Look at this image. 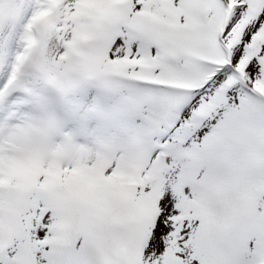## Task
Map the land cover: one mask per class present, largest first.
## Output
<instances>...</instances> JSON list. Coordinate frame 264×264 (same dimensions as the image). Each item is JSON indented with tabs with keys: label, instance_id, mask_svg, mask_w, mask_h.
<instances>
[{
	"label": "rangeland",
	"instance_id": "374dc122",
	"mask_svg": "<svg viewBox=\"0 0 264 264\" xmlns=\"http://www.w3.org/2000/svg\"><path fill=\"white\" fill-rule=\"evenodd\" d=\"M186 1L130 0L128 12L138 20L140 13L147 10L150 23L159 21L163 24L171 11H177L178 24L185 26ZM79 2L80 0H65L56 10L51 22L42 27L43 41L36 60L30 67L32 71L29 70L30 73L18 81L8 83L7 70L20 43L26 38L28 26L34 20L32 17L40 13L44 5L43 0H0V226L7 211L19 207L16 204L24 181L18 178V174L32 148L27 134L34 124L38 129L43 125L40 111H36V108L42 105L50 92L57 90L64 96L68 87L62 80L68 73V57L74 52L73 37L78 28L72 16L78 9ZM261 13H264V0L256 3L254 18ZM240 30V39L234 46L232 55L242 44H250L242 40V36L248 34L245 27ZM142 40L160 48L154 40L144 35L137 37L132 29L124 28L114 39L105 61L116 65L126 60L129 64L127 68L135 69L140 57L131 53L135 52ZM150 54L153 64L161 62L167 65L175 60L161 56L164 61L157 59L156 47L150 49ZM259 56L264 62V43L260 47ZM98 81H92L87 86L78 85L73 89L68 97L66 114L60 121V128L45 139L47 157L42 175L35 177L31 202L17 211L22 238L9 255V259L15 261V264H84L87 248L80 249V244L76 242L65 248L64 254L58 255L59 251L54 244L59 205L67 192L64 186H73L75 178L92 171L101 172L105 177L103 166L112 155L115 142L119 143L127 131L130 136L134 135L132 129L135 121L143 117L153 98V91L145 87L120 84L109 88ZM211 87L215 89L216 85ZM210 94L208 91L204 93L205 96ZM116 101H123L129 108L123 114L98 119L100 109L108 108ZM182 106L179 115L165 130L160 143H164L167 135L171 136L172 129L190 114V110L183 112ZM223 111L221 108V112ZM238 113H230L228 125L237 123L240 117ZM44 132L45 130H41L33 143L44 142ZM188 135L191 140L187 146L173 147L169 143L165 144L167 147L169 145V155L158 170H148L146 179L153 180L138 193L137 200L140 204L156 195L157 198H163L160 199V205L164 207L159 219V213L156 216L158 222L156 220L150 229V240L145 244L144 261L141 264H217V255L210 247L215 242L211 241L207 245L202 242L195 217L186 215L194 192L206 178V165L204 164L203 172L200 168L204 162V150L208 148L193 132ZM50 169L58 177L56 190H51L47 185V176L43 177ZM103 186L104 181L94 196V200L98 202L100 197H107ZM75 191L74 189L73 192ZM181 209L185 216L181 220H175V213Z\"/></svg>",
	"mask_w": 264,
	"mask_h": 264
},
{
	"label": "snow or ice",
	"instance_id": "6c2138e0",
	"mask_svg": "<svg viewBox=\"0 0 264 264\" xmlns=\"http://www.w3.org/2000/svg\"><path fill=\"white\" fill-rule=\"evenodd\" d=\"M242 7L246 8L247 5L237 6L233 15L229 17L223 35H227L243 19ZM261 29H264V13L257 15L245 26V32L248 34L242 36V40L251 43L252 38ZM152 47L157 48L156 58L159 59L161 51L159 46L144 45L143 42L131 54L140 57L145 54V51L150 52ZM246 50L247 44H242L236 48L230 57L229 64L219 67L214 75L205 81L204 86L196 92L195 97L182 106L183 112L187 113L190 110V121H196L199 117V122L192 129V132L198 139L202 140L205 147H214L223 139L225 127L229 123L230 113L244 111L253 98L259 95L253 87L257 80L264 79V62L261 61L259 54L252 57L245 67L247 80L240 77L236 68L238 63L244 58ZM213 84L216 85L215 89L211 87ZM206 91L211 94L205 96L204 93ZM217 97L221 98L219 102H217ZM128 108L129 106L125 105L123 101H116L108 108L100 109L98 119L103 120L115 114H123ZM221 108L224 109L223 112H221ZM255 109L260 119L264 120V98L256 102ZM212 121L215 122L213 123ZM236 163H239V161H236ZM261 164L264 165V158H262ZM208 175L209 173L206 172L205 176L207 177ZM254 238L255 247L249 248L248 244ZM231 243L234 251L242 257L238 264H264V230L261 231L259 236L255 237L249 230L241 231ZM0 264H15V261L0 257Z\"/></svg>",
	"mask_w": 264,
	"mask_h": 264
},
{
	"label": "bare ground",
	"instance_id": "6f19581e",
	"mask_svg": "<svg viewBox=\"0 0 264 264\" xmlns=\"http://www.w3.org/2000/svg\"><path fill=\"white\" fill-rule=\"evenodd\" d=\"M34 23H35V22H34ZM22 51H23V48H22V47H21V48L19 47V48H18V52L21 53ZM17 62H18V61H17ZM10 68L12 69V65H11V64H10ZM8 72H9V70H8ZM0 79H1V75H0Z\"/></svg>",
	"mask_w": 264,
	"mask_h": 264
}]
</instances>
